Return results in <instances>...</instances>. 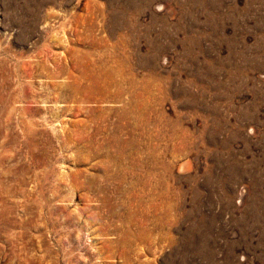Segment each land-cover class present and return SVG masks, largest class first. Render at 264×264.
I'll return each instance as SVG.
<instances>
[{
    "label": "rangeland",
    "instance_id": "obj_1",
    "mask_svg": "<svg viewBox=\"0 0 264 264\" xmlns=\"http://www.w3.org/2000/svg\"><path fill=\"white\" fill-rule=\"evenodd\" d=\"M0 264H264V0H0Z\"/></svg>",
    "mask_w": 264,
    "mask_h": 264
}]
</instances>
